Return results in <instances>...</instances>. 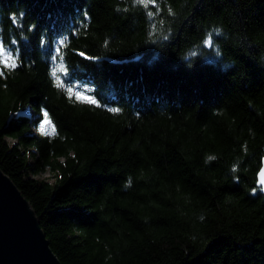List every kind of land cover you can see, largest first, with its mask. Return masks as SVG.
Listing matches in <instances>:
<instances>
[{"label": "trees", "instance_id": "1", "mask_svg": "<svg viewBox=\"0 0 264 264\" xmlns=\"http://www.w3.org/2000/svg\"><path fill=\"white\" fill-rule=\"evenodd\" d=\"M0 46V167L62 264H264V0H0Z\"/></svg>", "mask_w": 264, "mask_h": 264}, {"label": "water", "instance_id": "2", "mask_svg": "<svg viewBox=\"0 0 264 264\" xmlns=\"http://www.w3.org/2000/svg\"><path fill=\"white\" fill-rule=\"evenodd\" d=\"M264 164L257 185L264 193ZM0 264H62L36 211L0 167Z\"/></svg>", "mask_w": 264, "mask_h": 264}, {"label": "snow or ice", "instance_id": "3", "mask_svg": "<svg viewBox=\"0 0 264 264\" xmlns=\"http://www.w3.org/2000/svg\"><path fill=\"white\" fill-rule=\"evenodd\" d=\"M58 51V50H57ZM3 52V48L2 46H0V53ZM9 60H11V57H9ZM7 63V62H6ZM12 67H15V61L14 60H11V65ZM61 71H63V69H61ZM58 80H59V77H58ZM69 94L72 95V89H69ZM75 97L77 100H80V101H83V102H87V103H90V104H97V100L92 97L91 95H83L79 92L75 93ZM111 111L115 112V111H118L117 109H111ZM47 126H51V121L48 119V114L47 113H43V123L41 124V131H44L46 130V127ZM52 131L54 132L55 129L54 127L52 128ZM262 184H264V181H262Z\"/></svg>", "mask_w": 264, "mask_h": 264}, {"label": "rangeland", "instance_id": "4", "mask_svg": "<svg viewBox=\"0 0 264 264\" xmlns=\"http://www.w3.org/2000/svg\"><path fill=\"white\" fill-rule=\"evenodd\" d=\"M12 143L15 142L14 139H9ZM41 179H45V180H50V181H53L54 180V177L49 174V173H46V174H43L40 176Z\"/></svg>", "mask_w": 264, "mask_h": 264}]
</instances>
